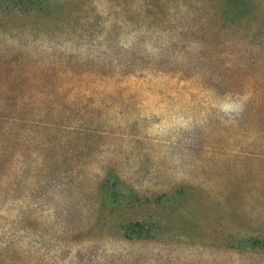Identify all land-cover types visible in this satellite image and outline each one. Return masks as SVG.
I'll return each mask as SVG.
<instances>
[{"label": "rangeland", "instance_id": "1", "mask_svg": "<svg viewBox=\"0 0 264 264\" xmlns=\"http://www.w3.org/2000/svg\"><path fill=\"white\" fill-rule=\"evenodd\" d=\"M167 1L168 27L151 0H46L8 27L0 16V55L51 68L49 82L64 73L60 110L38 107L49 124L0 147V257L264 264V36L245 19L201 32L186 2ZM40 91L2 100H50ZM133 196L162 205L158 239L125 240L124 218L154 211Z\"/></svg>", "mask_w": 264, "mask_h": 264}, {"label": "trees", "instance_id": "2", "mask_svg": "<svg viewBox=\"0 0 264 264\" xmlns=\"http://www.w3.org/2000/svg\"><path fill=\"white\" fill-rule=\"evenodd\" d=\"M46 0H0V16L4 20L5 24L10 26L9 19L23 18L30 12L35 10H44V2ZM156 5V18L162 20L161 26H171V21H164L165 16H160L164 13V9H167L169 1L167 0H151ZM186 2L184 8H188V14L191 19H200L197 23V29L205 27H211L217 31L218 26L220 29L225 27L223 24L229 22H237L238 20H244L247 22L246 25L254 26L253 31L249 34L251 39H261L264 36V4L263 0H196L199 1L198 7L191 4L192 0H179ZM158 2V3H157ZM181 3L177 7L172 8L170 13L181 9ZM189 4V5H187ZM205 4H208L207 6ZM155 6V5H154ZM151 10V9H149ZM169 13V15H171ZM168 15V14H167ZM168 15V16H169ZM203 15V17H202ZM167 26V27H168ZM230 30V29H229ZM202 32V31H201ZM7 53V52H6ZM4 54V53H1ZM16 61V62H14ZM23 61L19 57H15L11 54L0 55V147L1 149L6 145L5 143L10 142L11 138L16 139L19 134H23V129L30 127L33 128L36 123V119L42 120L41 123L48 125L47 116L41 114L38 110L39 106H50L52 109L57 106L60 110V106L56 103L51 102L56 97V94H60L63 90L62 86L57 88L55 83L63 77L64 73L57 75L53 82H49L47 77L51 74V68H45L40 65L30 66L27 68L23 67ZM235 86V85H233ZM51 88L48 101H3V97L12 95L18 96H29L32 92L36 96H46L45 91H40L41 88ZM233 88V87H231ZM26 90H29L27 92ZM261 107L259 110L264 108V101H259ZM55 104V105H54ZM62 109L65 108L61 107ZM261 113V112H260ZM13 116V117H12ZM12 120L14 122L15 129L12 131H6L4 125L6 121ZM27 125H29L27 127ZM58 124L50 125L49 128H56ZM6 140V133H8ZM28 137L30 134L27 135ZM43 143V139L39 138L33 145L31 143H25L24 146L32 148L33 146L40 145ZM1 161V160H0ZM3 170V165L0 163V173ZM105 183V181H103ZM136 194V193H135ZM137 196V194H136ZM130 203L137 205L138 208L154 210L152 214L145 215L143 213L142 220L126 219L121 225V231L124 233L125 240L128 241H141L149 242L159 238L162 234V226L159 223L160 213L158 210L162 207L159 203H154L147 198L134 197ZM126 199V198H125ZM120 206H124L127 201H123L120 198ZM128 203L126 204V206ZM0 264H34L18 258L12 257H0Z\"/></svg>", "mask_w": 264, "mask_h": 264}]
</instances>
